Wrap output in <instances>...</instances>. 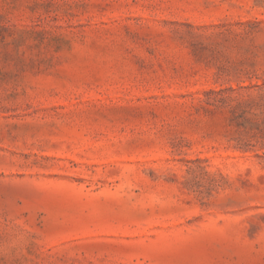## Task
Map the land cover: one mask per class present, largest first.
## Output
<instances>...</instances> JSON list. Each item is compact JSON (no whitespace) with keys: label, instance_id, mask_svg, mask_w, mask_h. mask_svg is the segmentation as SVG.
<instances>
[{"label":"rangeland","instance_id":"374dc122","mask_svg":"<svg viewBox=\"0 0 264 264\" xmlns=\"http://www.w3.org/2000/svg\"><path fill=\"white\" fill-rule=\"evenodd\" d=\"M0 264H264V0H0Z\"/></svg>","mask_w":264,"mask_h":264}]
</instances>
